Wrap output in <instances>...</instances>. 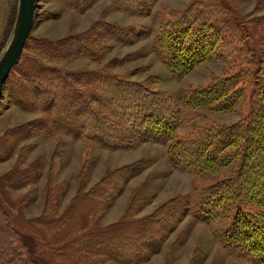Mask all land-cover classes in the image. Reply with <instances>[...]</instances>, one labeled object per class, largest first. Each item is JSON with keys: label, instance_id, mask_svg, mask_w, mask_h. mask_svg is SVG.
Returning <instances> with one entry per match:
<instances>
[{"label": "trees", "instance_id": "1", "mask_svg": "<svg viewBox=\"0 0 264 264\" xmlns=\"http://www.w3.org/2000/svg\"><path fill=\"white\" fill-rule=\"evenodd\" d=\"M96 1L66 0V6L83 11ZM113 2L129 13L149 10L142 0ZM168 14L156 13L161 25L153 48L175 78H183L209 59H233L236 42L250 50L248 65L191 89L184 107L162 90L107 69L55 68L24 52L4 87L19 107L39 112L29 125L39 127L47 137L65 133L111 150L131 149L136 142L168 144V159L176 169L216 173L231 166V174L200 187L193 197L178 196L150 214L127 213L108 225L94 224V215L109 206L120 184L146 168L145 159L105 174L90 189L80 190L60 213L57 194L69 186L51 179L46 209L35 219L47 237L37 231L29 242L0 201V264H43L46 249L53 255L48 264H102L103 256L114 264H140L150 253L161 251L173 227L170 220L192 208L197 221L215 226V237L228 254L264 264V55L250 44V27L223 0H192ZM259 20L264 23V16L254 19ZM102 31L124 43L135 32L112 23H104ZM96 34L100 31L93 26L58 39L30 35L25 49L54 59H99L100 54L89 47ZM248 84L253 86V102L246 117L179 135L181 127L204 124L200 109L233 110ZM28 130L27 125L8 130L0 139L1 160L10 154L12 142L21 141ZM36 173L31 165L9 172L6 180L18 188L31 184Z\"/></svg>", "mask_w": 264, "mask_h": 264}, {"label": "rangeland", "instance_id": "2", "mask_svg": "<svg viewBox=\"0 0 264 264\" xmlns=\"http://www.w3.org/2000/svg\"><path fill=\"white\" fill-rule=\"evenodd\" d=\"M142 1L143 7L147 6L149 10L134 14L119 9L113 0H97L83 11L68 8L66 0H37L31 33L33 38H64L95 26L100 35H94L89 47L100 54V58L54 59L31 48L23 52L35 55L43 64L55 68L70 71L107 69L150 89L168 93L182 107L191 89L209 84L227 72L238 69L240 65H248L246 57L251 55L250 50L246 44L236 42L232 47L235 48L233 59H209L183 78H175L153 48L161 25L155 16L158 11L167 16L169 12L186 7L192 0ZM223 2L250 27V44L259 54L264 55V23L254 21L256 17L264 16V0ZM18 6L19 0H0V57L12 38ZM104 23L133 28L135 32L131 34V40L124 43L104 34ZM252 89L251 84L247 85V89L245 86L244 96L231 111L200 109L199 112L206 118L204 124L195 122L181 127L179 135L196 132L212 123L231 124L246 117L253 102ZM38 115V111L24 110L15 104L9 91L3 88L0 95V139L15 127L27 125L29 130L21 141L14 140L10 154L4 160L0 159V201L11 214L15 227L29 242L34 241L33 236L37 231L45 237L49 236L35 219L46 209L51 179L55 183L66 182L69 186L66 192L57 194V212L60 213L80 190L90 189L105 174L145 159L148 162L146 168L120 184V190L112 195L109 206L94 215V224L108 225L121 220L127 213L136 216L150 214L178 196L193 197L200 187L210 186L223 179L233 169L228 166L216 173L176 169L168 159V144L136 142L131 149L111 150L65 133L47 137L39 127L29 125ZM31 165L36 166L37 172L31 184L18 188L8 185L6 177L9 172L23 170ZM165 217L169 218L168 215ZM170 221L173 227L161 251L150 253L140 264H253L249 258L228 254L215 237V226L197 221L193 208ZM44 251L42 261L48 264L53 261L52 251ZM103 260L102 264H114L107 256H103Z\"/></svg>", "mask_w": 264, "mask_h": 264}, {"label": "water", "instance_id": "3", "mask_svg": "<svg viewBox=\"0 0 264 264\" xmlns=\"http://www.w3.org/2000/svg\"><path fill=\"white\" fill-rule=\"evenodd\" d=\"M37 0H19L12 38L0 57V95L12 69L22 57L36 18Z\"/></svg>", "mask_w": 264, "mask_h": 264}]
</instances>
